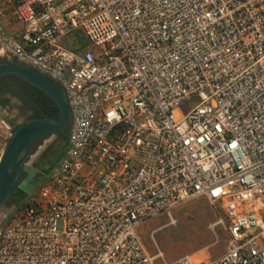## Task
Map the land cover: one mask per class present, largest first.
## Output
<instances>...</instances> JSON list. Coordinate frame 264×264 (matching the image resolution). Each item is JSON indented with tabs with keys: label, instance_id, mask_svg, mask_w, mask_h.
<instances>
[{
	"label": "built area",
	"instance_id": "built-area-1",
	"mask_svg": "<svg viewBox=\"0 0 264 264\" xmlns=\"http://www.w3.org/2000/svg\"><path fill=\"white\" fill-rule=\"evenodd\" d=\"M0 57L64 90L68 149L0 223V264H154L137 234L189 200L264 264V0H0ZM13 129L0 118V155Z\"/></svg>",
	"mask_w": 264,
	"mask_h": 264
},
{
	"label": "water",
	"instance_id": "water-1",
	"mask_svg": "<svg viewBox=\"0 0 264 264\" xmlns=\"http://www.w3.org/2000/svg\"><path fill=\"white\" fill-rule=\"evenodd\" d=\"M0 76H14L28 85L47 95L59 111L58 119L47 117L32 118L13 130L12 136L0 155V223L5 220L15 207L9 202L12 189L16 184L21 171L32 172L26 180L19 184V189L30 194L40 179L59 163L65 155L69 145L61 141L60 147L65 148L47 169H40L29 161L32 152V143L61 131L70 123L71 114L64 90L59 84L33 68L26 66L13 58H0ZM41 171L35 173L33 168Z\"/></svg>",
	"mask_w": 264,
	"mask_h": 264
},
{
	"label": "rangeland",
	"instance_id": "rangeland-1",
	"mask_svg": "<svg viewBox=\"0 0 264 264\" xmlns=\"http://www.w3.org/2000/svg\"><path fill=\"white\" fill-rule=\"evenodd\" d=\"M16 210L14 207L5 220L12 219ZM137 234L154 264H175L191 254L212 260L225 251L228 241L223 210L204 198L186 201L144 222Z\"/></svg>",
	"mask_w": 264,
	"mask_h": 264
},
{
	"label": "flooded vegetation",
	"instance_id": "flooded-vegetation-1",
	"mask_svg": "<svg viewBox=\"0 0 264 264\" xmlns=\"http://www.w3.org/2000/svg\"><path fill=\"white\" fill-rule=\"evenodd\" d=\"M58 114L59 111L54 102L40 90L22 82L17 77L0 76V118L7 122L13 130L29 119L39 117L55 119ZM70 127L71 120L61 131L33 142L32 157L29 161H33L34 165H38L40 169H47L57 160L61 152H64L65 148L60 147L59 143L61 141L68 142L66 138L69 137ZM32 168L35 173L41 171ZM31 173L21 171L14 185L16 189H14V195L11 196L12 200L16 198L19 192H23L18 186L31 176ZM42 180L40 179L33 190L37 188ZM9 202L12 203L10 200Z\"/></svg>",
	"mask_w": 264,
	"mask_h": 264
},
{
	"label": "trees",
	"instance_id": "trees-1",
	"mask_svg": "<svg viewBox=\"0 0 264 264\" xmlns=\"http://www.w3.org/2000/svg\"><path fill=\"white\" fill-rule=\"evenodd\" d=\"M22 82H24V81H22ZM58 117H59V114H58V116L55 117V119H58ZM66 139L68 140V138H66ZM14 189H16V186L13 187L9 200L12 202V204H14L15 208L17 209L20 206V204H22V202L26 198L27 194H25L23 192H19L17 194L16 198L12 200L11 196L14 195Z\"/></svg>",
	"mask_w": 264,
	"mask_h": 264
}]
</instances>
